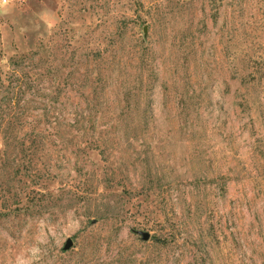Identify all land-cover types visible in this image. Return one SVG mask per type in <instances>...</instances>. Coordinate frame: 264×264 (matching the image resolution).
<instances>
[{
	"label": "rangeland",
	"instance_id": "1",
	"mask_svg": "<svg viewBox=\"0 0 264 264\" xmlns=\"http://www.w3.org/2000/svg\"><path fill=\"white\" fill-rule=\"evenodd\" d=\"M0 264H264V0H0Z\"/></svg>",
	"mask_w": 264,
	"mask_h": 264
},
{
	"label": "water",
	"instance_id": "2",
	"mask_svg": "<svg viewBox=\"0 0 264 264\" xmlns=\"http://www.w3.org/2000/svg\"><path fill=\"white\" fill-rule=\"evenodd\" d=\"M136 232H138L141 235L142 239H148L150 236L149 231L144 230V229H137ZM73 241L71 237H67L64 244H63V248L66 249L68 247H70L72 245Z\"/></svg>",
	"mask_w": 264,
	"mask_h": 264
},
{
	"label": "clouds",
	"instance_id": "3",
	"mask_svg": "<svg viewBox=\"0 0 264 264\" xmlns=\"http://www.w3.org/2000/svg\"><path fill=\"white\" fill-rule=\"evenodd\" d=\"M2 2H3V3H7V2H8V0H2Z\"/></svg>",
	"mask_w": 264,
	"mask_h": 264
}]
</instances>
